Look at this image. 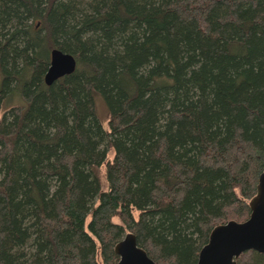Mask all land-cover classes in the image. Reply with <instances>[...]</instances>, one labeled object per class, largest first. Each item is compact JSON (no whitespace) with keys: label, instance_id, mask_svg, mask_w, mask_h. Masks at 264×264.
Returning <instances> with one entry per match:
<instances>
[{"label":"trees","instance_id":"1","mask_svg":"<svg viewBox=\"0 0 264 264\" xmlns=\"http://www.w3.org/2000/svg\"><path fill=\"white\" fill-rule=\"evenodd\" d=\"M56 1L0 0V30L5 23H16L8 34L9 40L14 35L20 36L25 32L28 36V32L33 34L41 29L46 32L42 40L46 50L62 45L63 51H70L68 53L76 59L75 71L64 77V89L70 98L68 103L73 105L70 113L72 123L65 120L64 107L60 113L53 112L55 101L62 104L65 101L57 99L52 91L40 95L33 91V109L23 112V120L25 117L33 120L37 116L51 115L58 125L65 120V125L74 134L78 130L76 135L79 137L83 138L84 132L91 135L82 122L93 88L107 100L112 119L121 121L123 127L117 137L120 143H116L115 148L116 155L128 162L125 174L128 184L121 185L126 186L125 189L118 188L117 193L120 194L112 198L113 185L109 187L110 192L101 193V202L92 209L88 227L94 230L97 216L109 203L106 201L119 200L121 203L123 197L128 196L125 205L133 202L130 198L133 194H138L140 201L145 199L138 191L145 187L143 177H148V184H152L149 176L153 170L150 169H159L162 163L168 162L166 159L169 158L163 156L165 150L171 152L170 159L173 154L178 155L173 159L184 173L182 177L179 173L176 176L162 175L160 184L168 190L173 188L172 191L183 187L186 196L171 199L166 192L165 199L156 205L155 212L163 216L154 224L152 234L161 238H155L153 245L143 244L148 256L165 254L158 264H174L169 257L177 255L178 258L190 253V245L186 246L184 241L178 242L177 246L173 242L176 236L181 238L185 230L180 228L179 221L186 223L187 220L196 222L200 219L195 213L197 205L215 208V200L225 198L221 214L214 219V224L228 219L245 220L249 215L248 201L255 193L264 163V1L96 0L92 14L70 22L68 20L78 12L79 0H60L55 4ZM219 9L224 10L220 13ZM30 18L32 23L27 26L26 21ZM85 32L90 37H83ZM31 36L30 40L37 45L38 41ZM68 38L74 43L68 42ZM41 44H38L39 47ZM4 53L8 54V51L4 50ZM30 59L29 65L25 64L17 75L18 89L31 83L30 75L31 79H38L40 64L36 61V52ZM30 64L34 66V69L31 66L32 74ZM2 86L0 73V91ZM54 114H59L58 120L54 119ZM21 125V121H15L14 130ZM190 132H194L192 137L201 142L199 145L193 142V138H188ZM15 138L16 134L11 133L5 140L15 142ZM74 138L71 134L65 138L67 149L77 144ZM29 141L44 145V141L32 134H29ZM149 141L160 144L155 157L150 154L152 144ZM90 145L92 147V142ZM22 146L25 147L24 144ZM175 146L177 149H174ZM3 149L0 154L9 155L8 148ZM193 150L198 159L186 169L189 160L183 158L192 159ZM68 152L77 161L83 156L82 146L76 152ZM58 156L59 163L56 165L59 167L52 170L57 177L64 179L70 196L73 197L74 189L80 192L78 185L81 187L82 182L87 183V191L90 192V183L87 182L88 177L82 175V167L80 172L75 171L74 178L73 174L67 176L69 168L63 171L59 165L63 152ZM15 159L16 156H12V161ZM204 163L216 168L205 167ZM42 164L41 169L35 167L39 170L35 171V177L40 179L47 175L44 172L47 164ZM116 166L121 171L125 168L122 162H116ZM91 169L97 177L98 169L93 163ZM202 171L204 173L199 174ZM220 172L226 183L222 187L224 192L215 195L216 175ZM189 175L203 176L196 184V179L192 181L194 177ZM69 176L71 179L67 182ZM9 177L7 184L11 189L19 182L16 166L11 168ZM78 178L80 181L76 182ZM79 197L77 195L76 198ZM7 200L2 198L4 210L8 208ZM51 200L49 204L53 208ZM79 202L83 205L82 199ZM219 205L222 204L219 202ZM73 216L71 221L77 218L75 214ZM71 221L58 219L57 227L66 228L61 232L58 228L52 230L48 225L45 227L55 232L60 242L62 235L69 232L66 225ZM3 222L7 233L9 220ZM141 227L140 223L136 225V238L141 234ZM16 232L17 235L11 232L7 238H19L21 231ZM113 233L111 228L96 231L100 245L107 242ZM40 239L42 246L45 242ZM56 252H59L58 257ZM38 256L37 264L48 259L50 264H56L57 258L62 264H74L73 254L56 246L53 251L49 249L47 257H41V253ZM8 261L9 256L2 249L1 264H8ZM237 264H264V253L246 251L238 257Z\"/></svg>","mask_w":264,"mask_h":264},{"label":"rangeland","instance_id":"2","mask_svg":"<svg viewBox=\"0 0 264 264\" xmlns=\"http://www.w3.org/2000/svg\"><path fill=\"white\" fill-rule=\"evenodd\" d=\"M59 1L60 0H57L55 4ZM87 3L91 4L87 5ZM95 5H97L96 0H79V4H77L78 12H76V16L73 15L68 22L72 21V19H82L85 15L92 14ZM44 7H42V10ZM223 10L224 9H219L218 11L221 13ZM212 13L214 14V11ZM209 19L211 21V18ZM31 23L32 19H27V26ZM15 25L16 23L14 21L5 23L0 30V54L1 57L3 56V59L0 58V73L3 77V86L0 91V153L5 147L10 151L9 155L0 154V264L2 249L5 255L9 256L8 264H37L36 260L37 257L39 258L38 254L41 253V257H47L49 249L53 251L54 246L62 248L66 253H72L74 264H118L119 257L114 253V245L123 239L127 233H133L135 235L136 225H138V223L142 225L141 234L136 238L138 246L144 249L143 244L145 243L146 245H153L155 238H161L160 235L156 236L152 234L154 224H157V221L161 220L163 216L162 213L158 211L155 212L158 202L163 201L167 193L170 194L171 199L176 197L184 198L186 196V189L183 187L177 191H172L173 188L168 190L160 184L162 175L168 174V176H170L172 174L176 176L179 173L181 177L183 176L182 173H184V170H181L180 166L178 167L173 159L177 158L178 155L173 154V158L170 159L171 152L169 153L165 150L164 154L166 156H163L169 158L166 159L168 162H165V164L162 163L159 169H150L153 170L151 172L152 175L149 176L152 184H148V177H143L142 181H144L143 184H145V187H141L138 190L141 191L145 197V199L142 198V201L138 198V194L137 196L136 194L130 196L133 202H129L125 205L124 203L128 196H126V198L122 196L123 199L121 203H119V200H113L111 202L106 201L109 203L104 206L99 216H97L94 222L95 228L92 231L88 227L89 220L91 219L90 214L92 209L101 202V193L110 192L111 188L109 187L113 185L112 198V196L114 197L120 194V192L117 193L118 188L124 190L128 184V179L125 177L128 167L126 163L128 162H124L123 158L116 155L115 148V144L120 143L117 137L119 130L123 126L121 125V121H114L112 119L107 100L104 99L97 90L92 88L89 94L90 101L88 103L87 112L82 122L84 128H89L91 135L89 133L87 135V133L84 132L83 138L79 137L76 135L79 134L78 130L75 132L76 134H74L73 130L69 129L64 123L65 120L69 121L70 124L72 123V116L70 117V113L73 107L72 103H68V99L70 98L67 96V92L64 89V85H66L64 81L65 76L61 77V80L57 79L50 84H46L44 81V75L50 63V51L46 50L42 42L46 32L37 29L33 34L28 32V36L27 33L23 32L22 35H14L11 37L12 39L8 40V34L12 30L11 27ZM94 28L97 30V26ZM31 35L38 41V43H35L37 45H34L30 40V37H32ZM89 35L88 32L82 34L83 37H90ZM91 36H93V34ZM66 40L70 43H74V40L71 38ZM63 43L65 44L67 42L63 41ZM38 44H41V46L39 47ZM34 46H36V49ZM3 47H5V49H3ZM59 47L58 49L63 51L64 47H62V45ZM4 50H7L8 54H5ZM35 52L36 61L40 64V72L37 74L38 79H31L32 75H30L29 79L32 80L31 83L25 86L22 85L21 88L18 89L19 83L17 75L25 64L29 65L32 61L30 58L35 55ZM63 52L68 53L70 51ZM31 66L33 65L30 64L32 74L34 72ZM33 91H36V93L39 92L37 95L45 91L49 93L52 91L57 99L63 98L65 104H62V102L58 100L55 101V104L53 103L54 113L55 111L60 113V110L63 107L65 108V120L62 121L63 124L58 125L51 115L50 117H47V115L43 116V118L37 116L34 117L33 120H27L25 117V120H23L21 116L23 112L33 109L32 102L33 95H35ZM58 115L55 116L54 114V119L58 120ZM18 120L21 121L22 125L17 130H14V123ZM11 133L16 134L15 142L5 140V137ZM193 133L194 132H190L188 138H193L192 136H195ZM29 134H32L40 141H44L42 142L44 145H36V143L30 142ZM70 134L71 137L72 135L75 136L73 140L77 144L70 145L67 149L64 145L68 142L64 143V140L67 135L69 136ZM85 135H87V137ZM88 138L89 141L87 140ZM153 140L155 141V138ZM192 140L197 145L201 143L197 138H193ZM90 142H92V147ZM23 144L25 147L22 146ZM149 144H152L150 154L155 157L156 152L159 151L158 148L160 144L158 141L152 143L149 141ZM80 146H82L83 156L80 157V161H77L68 151L72 150L76 152L78 148L80 149ZM176 146L174 149H177ZM43 150L45 152L44 154ZM137 150L140 151L138 148ZM13 151L15 152L13 153ZM62 152L64 157L62 158V163L59 164L60 167L63 171H67L69 168L67 176L73 174L72 177L74 178L75 171L78 170L80 172L81 166L84 171L82 175H84L85 178L88 177L87 182L89 181L90 183V192L87 191V183L82 182L81 187L78 185L80 192L77 193V189H74V195L71 197L64 185V179L57 177V175L53 173L52 169L59 163L58 155ZM174 152L176 153V150ZM192 154L194 155V159H189L185 156L183 158L185 161L189 160L185 165L186 169L192 166L190 165L192 161L198 159L195 156L196 151ZM12 156H16V159L13 161ZM163 156L161 160H163ZM28 162H30V164L26 166ZM116 162L123 163L125 167L123 171L119 170L116 166ZM42 163L47 164V167L44 169L47 175L45 174L46 176L40 179L39 177H35V171H39L35 167L41 169V165L43 167ZM92 163L94 167L98 169L97 177L95 173L92 172ZM15 166L18 171L19 182L14 188L10 189L7 181L10 179L9 173L11 168ZM204 166L213 169L216 168L207 166V164ZM202 173L204 172L202 171L199 174ZM142 175L144 176V174ZM189 176L191 178L194 177L192 181L195 182L196 179V184H198L201 181L199 179L203 175L200 177H196V175ZM216 176L215 195L224 192L222 187L225 185L224 183H226L223 179L224 175L221 172L217 173ZM70 179L71 177L69 176L67 182ZM78 181H80V178H78L76 182ZM124 184L126 186H121ZM207 194L211 196L210 192H207ZM61 195H63V197H60ZM77 195L80 197L76 198ZM3 197H5V200L6 198L8 199L6 203L8 208L6 207L5 210L3 209ZM80 199L83 200V205L79 202ZM50 200L54 203L53 208L49 204ZM219 202L222 205H219ZM224 202L225 198L216 199L214 204L216 203L217 207L215 208L197 205L195 213L199 215V220H196V222H193V219L187 220L186 223L179 221V223H181L180 228L184 227L185 230L182 232L181 238L175 237L173 243L177 246L178 242L184 241L183 243H185L186 246L190 245V253L188 255L183 254L184 256L181 255L178 258L176 257L177 255H172L177 260L172 256L169 257L174 264H195L198 252L206 244L210 230L213 226L222 224L219 222L214 224V219L220 216ZM199 209L202 210L200 211ZM73 214H75L77 218L75 217L76 220L71 221L72 217H74ZM63 218L71 221L66 225L69 232L62 235L61 241L58 242L60 239L52 230L58 228L61 232L66 229L63 226L57 227L58 219L60 220ZM5 219L9 220L7 233L5 226L3 227L5 223L3 221H5ZM228 220H225L223 223ZM46 225L52 230L48 231V228L45 227ZM107 228L114 229V233L107 242L100 245L96 231L100 232ZM16 230L21 231L19 238L13 239L10 236L7 238V235L11 232L14 236L17 235ZM81 232L82 234L80 235ZM82 235L84 237H82ZM40 238L44 239L45 245L43 244L41 246L43 242H41L42 240ZM171 238L174 239L173 236ZM171 238L169 241L172 240ZM170 249L172 248H168L167 250ZM58 254L59 252H56L55 256L58 257ZM163 256H165V254L149 257L158 264ZM42 264H50L49 259L47 261L43 260ZM56 264H62L58 258Z\"/></svg>","mask_w":264,"mask_h":264},{"label":"water","instance_id":"3","mask_svg":"<svg viewBox=\"0 0 264 264\" xmlns=\"http://www.w3.org/2000/svg\"><path fill=\"white\" fill-rule=\"evenodd\" d=\"M75 68L76 59L72 54L52 48L44 81L50 84L73 73ZM248 208L249 215L244 221L228 220L210 230L195 264H236V259L246 251L264 253V165ZM113 250L119 257L118 264H157L138 246L133 233H127Z\"/></svg>","mask_w":264,"mask_h":264},{"label":"flooded vegetation","instance_id":"4","mask_svg":"<svg viewBox=\"0 0 264 264\" xmlns=\"http://www.w3.org/2000/svg\"><path fill=\"white\" fill-rule=\"evenodd\" d=\"M263 165H264V163H263ZM262 170H263V166H262ZM261 173V172H260ZM259 173V174H260ZM256 186V185H255ZM254 195V194H253ZM250 200V199H249ZM209 235V234H208ZM258 253V252H257ZM259 254H263V253H259ZM238 259V258H237ZM237 259H236V264H237Z\"/></svg>","mask_w":264,"mask_h":264}]
</instances>
